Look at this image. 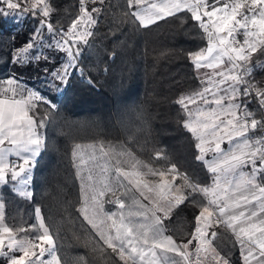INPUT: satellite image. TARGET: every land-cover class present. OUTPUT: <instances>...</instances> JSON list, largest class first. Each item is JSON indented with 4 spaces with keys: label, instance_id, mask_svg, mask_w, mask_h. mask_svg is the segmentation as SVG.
Segmentation results:
<instances>
[{
    "label": "snow or ice",
    "instance_id": "6c2138e0",
    "mask_svg": "<svg viewBox=\"0 0 264 264\" xmlns=\"http://www.w3.org/2000/svg\"><path fill=\"white\" fill-rule=\"evenodd\" d=\"M99 2L102 4L103 0ZM126 2L132 11L125 15L134 17L141 27L187 11L207 34V48L189 53V57L196 69L213 70L205 77L209 86L182 94L176 103L187 114L184 127L197 140L196 148L201 153L196 157L197 160L203 159L209 151L214 153L212 160L205 161L208 171L213 175V183L205 186L194 183L179 173L175 165L157 170L142 165L134 157L131 161L121 160V157L131 156V153L117 150L113 145L106 148L101 143L97 154L96 145L76 144L72 155L74 160L79 157L80 167L87 163L83 157V151L87 148L91 149L89 159L97 161L96 167L99 169L98 174L89 171L86 178L81 177L80 213L104 244L118 253L124 264H206L209 257L217 264H229L208 238V230L220 224L232 229L236 235L244 264H252L253 261L264 264V183L257 177L258 171L264 172V138L253 140L248 136L250 130H255L264 121L252 118L254 114L247 111L246 106L243 111H239L241 104L235 102L237 96H247L255 88L245 77L252 71L249 67L252 53L258 49L264 50V0H215L212 5L208 0ZM0 3H6L10 9L21 7L20 0H0ZM87 3L88 0H80V14L67 32L61 30L60 40L55 41L56 47L66 52L69 58L63 66V72L57 70L52 73L62 81L68 75L67 69L74 66L73 62L80 55L79 42L86 43V38L92 35L87 28L96 23L93 13L101 11L96 7L89 11ZM29 11L34 17L44 18L40 19L41 26L47 24L50 33L56 32L47 20L52 12L48 0H31V7L23 8V12ZM241 30L244 36L242 44L236 39ZM36 32L39 34L40 29ZM32 47L30 42L20 49L15 62H25L28 50ZM74 47L77 48L76 52L72 50ZM39 58L35 57L37 60ZM6 83V87H0V183L6 182L10 172L11 180L16 182L13 190L21 197L31 198L32 192L27 191L31 168L27 166L34 162L45 147V140L38 130L44 126L43 120L37 122L30 113L36 107L34 101L42 100L43 97L21 87L15 78L8 79ZM240 85L247 86L241 90ZM220 92L225 95H220ZM209 95L212 99L208 98ZM256 95L261 107H264V90L257 88ZM189 105L196 107L193 110ZM225 141L229 144L227 150L222 148ZM6 142L9 147H4ZM13 155L23 163L10 160L9 157ZM160 155L157 153L158 157ZM257 159L260 161L259 169L256 166ZM125 163H129L130 167L126 169L123 166ZM248 163L253 166L251 173L242 170ZM142 166L147 167V172L142 170ZM148 176H159L160 179L152 181L146 178ZM169 176L171 179H168ZM177 177L183 179L184 187L201 194L207 201L206 204L198 205L200 211L195 215L192 239L182 245L177 244L172 236L166 235L163 226L164 220L188 199L182 186L175 184ZM120 189L124 190V195L135 189L148 203H142L134 195L130 204L119 197L114 201H106L109 193L115 195ZM105 202L115 203L118 211H106ZM254 203L256 208L248 210L247 206ZM3 209L4 204L0 203V256L8 257V264H35V261H40V264H61L55 252L54 239L38 206L35 214L41 234L35 237H19L18 233L28 229L8 226L4 222ZM30 227L35 229L36 225ZM216 236L215 231L211 232L213 239ZM37 240L39 244L35 243ZM193 240L197 242L194 261L191 259L193 253L189 250ZM35 248H39L38 254ZM15 252L22 255L9 256V253ZM45 253L51 259L42 260Z\"/></svg>",
    "mask_w": 264,
    "mask_h": 264
},
{
    "label": "trees",
    "instance_id": "16d2710c",
    "mask_svg": "<svg viewBox=\"0 0 264 264\" xmlns=\"http://www.w3.org/2000/svg\"><path fill=\"white\" fill-rule=\"evenodd\" d=\"M52 12L47 20L54 37L70 25L79 12V0H48ZM21 7L10 9L0 3V83L16 71L22 76H33L15 62L18 51L34 42L41 16L20 1ZM96 14L92 35L78 49L80 55L70 67L61 85L54 76L51 82L61 87L47 95L49 103H36L35 113L43 120L41 128L45 147L35 158L29 181L31 198L21 197L10 185L0 183V202L4 204V222L13 228H25L19 237L37 234L34 211L38 206L55 242V252L61 264H124L92 231L78 211L79 187L72 165L71 148L75 143L94 142L104 145L120 143L155 169L175 165L197 184H208L211 173L197 160L195 138L182 124L186 113L176 101L182 94H190L202 87L196 78L189 53L205 41L202 28L183 11L165 17L148 27L125 13L126 0H103ZM7 13V14H5ZM44 46V45H43ZM54 53L52 71L60 62L61 50L37 48ZM35 47L27 56L34 54ZM27 62V61H25ZM251 81L255 89L264 90V50L252 53ZM20 66V68H19ZM53 67V68H52ZM25 70L24 72L20 71ZM24 73V74H23ZM34 80V79H33ZM242 89V85L239 86ZM244 110L262 121L259 103L254 97L239 96ZM258 125L256 129L262 127ZM157 153L161 155L158 157ZM173 214L164 220L166 233L176 242L187 239L194 227L198 205L203 204L198 193L190 191ZM238 246L233 239L223 242L218 252L229 264H240Z\"/></svg>",
    "mask_w": 264,
    "mask_h": 264
},
{
    "label": "rangeland",
    "instance_id": "374dc122",
    "mask_svg": "<svg viewBox=\"0 0 264 264\" xmlns=\"http://www.w3.org/2000/svg\"><path fill=\"white\" fill-rule=\"evenodd\" d=\"M21 1V0H20ZM24 3H26V4H28L30 7H31V0H22ZM13 2H16V0H13ZM98 3H99V0H95V2H92V0H88V3L86 4V7L88 8V10L89 11H91V9L93 8V7H96V8H98ZM4 4H6V3H4ZM7 5V4H6ZM79 10H80V0H79ZM80 14V12H78V14H77V16ZM96 14L97 13H93V16H94V18L96 17ZM77 16L73 19V20H75L76 18H77ZM205 20H207V19H205ZM73 22V21H72ZM72 22L70 23V25L68 26V27H66L64 30H63V32H67V29L72 25ZM82 28L84 27L83 25L81 26ZM89 28H87V30H88ZM46 33H48V30L47 29H44V30H42L38 35H35V40H34V42H31L32 44H33V47H35L36 48V51H35V53L34 54H30L29 56H28V59L26 60L27 62H23V63H21V66H22V68H24L27 72H29L32 76L33 75H35V76H33V78L36 80V85L37 86H42L43 87V90H45V93H43L42 94V96H44V95H49V94H51V93H53V92H55V90L57 89V88H59V87H61V85L63 84V81L62 80H60V79H58V82H60L61 83V85H58V83L57 82H50V83H47V82H45L46 81V79H47V77L48 76H52L53 77V75H52V73L53 72H55V71H57V70H60L61 72H63L64 71V68H63V66L68 62V60H69V58H68V55H67V53L66 52H64V51H61V55H60V57H59V59H60V62H58V64H57V66L51 71V72H47L44 68L45 67H48V66H53L52 64H51V62H52V60L54 59V53H46V52H44L43 50H40V51H38V49L37 48H39V47H41L42 49H43V47L45 46V47H51L53 44H55V41H57V40H60V33H61V31L59 32V34L57 35V40L56 39H54V37H49V38H47V39H45V38H43V35L44 34H46ZM236 39L238 40V41H240L241 42V44L243 43V40H244V36H243V33H242V30L237 34V36H236ZM82 42V41H81ZM81 42H79V44H78V47H79V45L81 44ZM205 42H206V44L208 43V40H207V34L205 33ZM30 42H28V44H29ZM44 45V46H43ZM56 45V44H55ZM237 46H240V45H237ZM57 48V47H56ZM73 52H76L77 51V48L76 47H74L73 49ZM37 56H39L40 58L37 60V59H35V57H37ZM249 67H251V65L249 64ZM53 68V67H52ZM25 70H22L21 72H24ZM70 70V67L67 69V72ZM198 70H200V69H198ZM221 70V69H220ZM208 72L209 71H199V74H200V76H202V78H204L203 80H202V82H201V84H202V87L204 88V87H208L209 85L205 82V77H206V74H208ZM50 73V74H49ZM24 74V73H23ZM210 75V74H209ZM56 78V77H55ZM57 79V78H56ZM224 87L226 88L227 87V85H224ZM202 89V88H201ZM214 91H216V89H213ZM242 90V89H241ZM220 95H225V93L224 92H220L219 93ZM239 96H245V95H243V94H241V95H239ZM239 96H237L236 97V99H235V102L236 103H239V104H241L240 103V99H239ZM247 96H251V95H247ZM252 97V96H251ZM209 99H212V97H211V95H209V97H208ZM228 101H227V99L225 100V103H227ZM213 107L215 106V105H212ZM195 105H189V108L190 109H195ZM239 111H243V108H242V105H241V109L239 110ZM187 119V114H186V118H185V120ZM184 120V121H185ZM184 121H183V125H184ZM186 129V128H185ZM187 130V129H186ZM189 132V131H188ZM226 142V141H225ZM195 143H196V140H195ZM76 144H80V145H84V146H87V145H96V147H97V154H99V144H96V143H94V142H84V143H75V144H73L72 145V148H71V157H72V165H73V168H74V172H75V176H76V178H77V181H78V187H79V204H78V211H79V208H80V206H81V183H82V180H81V177H87V175H88V173H89V171H92L93 172V174L95 175V174H98V172H99V169L96 167V165H97V161H93V160H90L89 159V157H90V155H91V149H87V148H85L84 149V151H83V157H84V160L87 162L82 168L80 167V159H79V157H77V158H75V160H74V157H73V155H72V153H73V148H74V145H76ZM109 145H113V146H115L116 147V145H118V144H116V142L115 143H113V144H109ZM119 146V145H118ZM117 146V147H118ZM120 146H122V145H120ZM123 147H125V146H123ZM194 147H195V144H194ZM125 149H126V147H125ZM198 150V149H197ZM127 151H129V150H127ZM199 152V151H198ZM198 152H197V156H198ZM200 153V152H199ZM208 153H210V151L209 152H207L206 154H208ZM211 153H213V152H211ZM199 155H201V153L199 154ZM135 158V159H138L139 161H141L142 162V165H146V164H148L146 161L144 162L143 160H140L141 158L140 157H138L136 154H134L133 152H131V156H130V159L128 160V158L125 156V157H121V160H128V161H131L132 160V158ZM137 157V158H136ZM201 162V161H200ZM113 163H114V161H113ZM145 163V164H144ZM126 169L127 168H129L130 167V164L129 163H125L124 165H123ZM151 166V165H150ZM171 166V165H170ZM143 167V166H142ZM143 169H144V167H143ZM179 173H181V174H183V175H185L183 172H179ZM148 180H152V181H159V176H155V177H153V176H148V177H146ZM168 179H171V177L169 176V178ZM177 179L179 180V182L181 183V186H183L184 185V181H183V179H181L180 177H177ZM127 182L125 181V184H126ZM130 187V186H129ZM190 191V188L188 187V188H186V187H184V192H185V194L187 193V192H189ZM123 192H124V190L123 189H120L115 195H112L111 193H109L107 196H106V201H114L117 197H119V198H121V199H123V200H125V202L126 203H131V198H132V196L134 195L135 196V198H137V199H139L142 203H145V204H147L148 203V201H146V200H144L143 199V197H141L140 196V194H139V192H136L135 191V189H133L131 192H129L127 195H124L123 194ZM198 195L201 197V194H199L198 193ZM202 198V197H201ZM203 200V199H202ZM204 202V201H203ZM104 208H105V210L106 211H108V212H117L118 211V207H117V205L115 204V203H109V202H105L104 203ZM199 210H200V207H198V209H197V212H196V214H198L199 213ZM79 213H80V211H79ZM195 214V215H196ZM80 215L82 216V214L80 213ZM34 218H35V215H34ZM82 218H83V216H82ZM84 219V218H83ZM86 221V220H85ZM87 222V221H86ZM165 222V221H164ZM164 222H163V226H164ZM88 223V222H87ZM195 216H194V227L192 228V230H191V234H190V236L187 238V239H185L184 241H180V242H176L177 244H179V245H182V244H186L189 240H191L192 239V232H193V230H194V228H195ZM35 225H36V230H37V234L36 235H33V236H28V237H35V236H37V235H39V234H41L40 233V231H39V227H38V224H37V222H36V220H35ZM90 227H91V225H89ZM91 229H92V231L97 235V232H96V230L95 229H93L92 227H91ZM213 231H215L216 233H217V236L213 239L212 237H211V232H213ZM208 232H209V236H208V238L209 239H211L212 240V246L217 250V252H218V248L220 247V245L223 243V242H225V241H227L228 239H231V237L229 236V233L227 232V230H225V228L224 227H222L221 225H214L212 228H210L209 230H208ZM166 235H169L168 233H165ZM97 237L100 239V237H99V235H97ZM101 240V239H100ZM102 242H103V240H101ZM35 243L36 244H39L40 242L37 240V241H35ZM196 241L195 240H193V242H192V244H190L189 245V250L193 253V255H192V257H191V259L194 261L195 259H196V257H195V248H196ZM36 252H37V254L39 253V248H35L34 249ZM5 251H7V249L5 248ZM219 253V252H218ZM220 254V253H219ZM10 255H17V256H19V255H22V253H20V252H15V253H9V256ZM220 256L221 257H223L221 254H220ZM224 258V257H223ZM42 260H44V261H47V260H49V259H51V256L48 254V253H45V256L44 257H42L41 258ZM176 259L177 260H180V258L179 257H176ZM33 260H35V258H33ZM0 264H8V257H6V256H0ZM35 264H40V261H35ZM206 264H217V262L216 261H213L212 259H211V257H209V260L206 262Z\"/></svg>",
    "mask_w": 264,
    "mask_h": 264
},
{
    "label": "crops",
    "instance_id": "0c3cea01",
    "mask_svg": "<svg viewBox=\"0 0 264 264\" xmlns=\"http://www.w3.org/2000/svg\"><path fill=\"white\" fill-rule=\"evenodd\" d=\"M150 2H151V0H150ZM223 2H228V0H223ZM208 3L210 4V5H212V4H215V0H208ZM146 6V5H145ZM216 6H220V5H216ZM210 10V9H209ZM131 11H132V9H131ZM204 19H207V17H204ZM202 32H204L203 31V29H202ZM205 33V32H204ZM204 41H205V39H204ZM207 48V44H206V42H205V44H204V46H202L201 48H199L198 50H196V51H194V52H197V51H200L201 49H206ZM193 52V53H194ZM190 61L192 62V60L190 59ZM193 63V62H192ZM19 68H20V66H19ZM45 69V68H44ZM17 69H14V70H10V74L7 76V77H5L4 78V80H3V82L2 83H0V87H6L7 86V80L8 79H10V78H15V80H17L18 82H19V84H20V86L21 87H23L24 89H26L27 91H30V92H33V93H35V94H37L38 96H40V97H43V99L42 100H35L34 101V103L36 104L37 102H39V101H43V102H46V103H49V99L47 98V95H44V96H42V94L43 93H45V90H43V87L42 86H37L36 85V80L34 79H31V78H28V76L27 77H22L17 71H16ZM46 70V69H45ZM220 69H218V71H219ZM20 71H21V69H20ZM193 71H194V74H195V76H196V78H198L199 80H203L204 78H202V76H200V74H199V71H209L208 72V74H211L212 73V69H208V68H200V70H198V69H196V67H195V65H194V63H193ZM48 72H51V70L50 71H48ZM50 74V73H49ZM51 78H52V76H48L47 77V79H46V81L45 82H47V83H50L51 82ZM202 89H203V87H201ZM201 90V89H200ZM30 115H33L34 116V118L37 120V122H39V121H41V119L40 118H38L37 117V115H36V113H35V108L32 110V112L30 113ZM39 130V132L41 133V128H39L38 129ZM42 134V133H41ZM190 134L192 135V133L190 132ZM193 136V135H192ZM194 137V136H193ZM195 138V137H194ZM196 140V139H195ZM196 143H197V140H196ZM196 143H195V148H196ZM97 144V143H96ZM116 144H118V145H116V148H117V150H124L125 152H128V153H131L132 151L130 150V149H128L127 147H126V149H125V147H123L124 145H122V144H120V143H116ZM100 145V144H99ZM120 145H122V146H120ZM106 148L109 146V144H107V145H104ZM118 146V147H117ZM4 147H9V145L7 144V142L5 143V145H4ZM222 148H224L225 150H227L228 148H229V144L227 143V141L226 142H224L223 144H222ZM197 149V148H196ZM127 150H129V151H127ZM197 152H198V150H197ZM200 153L198 152V155H199ZM213 156H214V153H211V151H210V153H208V154H205L204 155V158L203 159H201V160H199V161H201V163H202V165H203V167L208 171V167H207V165H206V163H205V161L207 160V161H210V160H212L213 159ZM127 158H128V160L130 159V156H126ZM197 157V156H196ZM137 158V157H136ZM9 159L10 160H12V161H14V162H18V163H23V161L22 160H19V158L18 157H16V156H10L9 157ZM140 160H142V159H140ZM145 162V161H144ZM32 164H33V162H30V164L27 166V167H30V168H32ZM145 164V163H144ZM146 165H148V166H150L149 164H146ZM256 166H257V169H259V167H260V161H259V159H257V161H256ZM150 167H152V166H150ZM170 166H168V167H166V168H164V169H168ZM152 168H154V167H152ZM155 169V168H154ZM142 170L143 171H145V172H147V167H144V169H143V167H142ZM158 170V169H157ZM244 172H246V173H251L252 172V170H253V166H252V164L251 163H248L243 169H242ZM209 172V171H208ZM257 177H258V180L261 182V183H264V172H260V171H258L257 172ZM169 178V177H168ZM6 179H8V180H10V185H11V188L13 189V186H14V184L16 183V182H14V181H12L11 180V173L9 172L8 174H7V177H6ZM212 183H213V175L211 174V177H210V180H209V182H208V184H206V185H212ZM175 184L176 185H180L181 186V183L179 182V180L178 179H176V181H175ZM201 186H205V185H201ZM186 188H188V187H186ZM182 190H183V193L185 194V192H184V185L182 186ZM14 191V190H13ZM27 191H30V188H29V184L27 185ZM201 197H202V199H203V204H206L207 203V201L205 200V198L201 195ZM1 203V202H0ZM247 208H248V210H253L254 208H256V204L254 203L253 205H248L247 206ZM200 211V210H199ZM34 215H35V220H36V222H37V224H38V221H37V218H36V214H35V211H34ZM222 227H224L225 228V230H227V232L229 233V236L231 237V239H233L235 242H236V244H237V246H238V254H239V260H240V264H244V261H243V258H242V256H241V245H240V243L237 241V238H236V235L233 233V231H232V229H229V228H227L224 224H220ZM252 264H256V262L255 261H253L252 262Z\"/></svg>",
    "mask_w": 264,
    "mask_h": 264
},
{
    "label": "built area",
    "instance_id": "2783aa9c",
    "mask_svg": "<svg viewBox=\"0 0 264 264\" xmlns=\"http://www.w3.org/2000/svg\"><path fill=\"white\" fill-rule=\"evenodd\" d=\"M202 36H203V39H205V33L202 32ZM245 79L252 84V81H251V73L250 75H248L247 77H245ZM247 85H242V89L244 87H246ZM252 97H254L256 99V101L259 103L260 105V100L259 98L257 97L256 95V89L254 88L250 94ZM260 109H261V112H262V121H264V107H261L260 105ZM248 136L255 140V139H258V138H264V124L262 127H260L259 129H255V130H250V132L248 133Z\"/></svg>",
    "mask_w": 264,
    "mask_h": 264
}]
</instances>
